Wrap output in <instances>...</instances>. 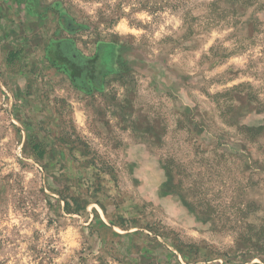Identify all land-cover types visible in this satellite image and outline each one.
Listing matches in <instances>:
<instances>
[{
  "label": "rangeland",
  "instance_id": "obj_1",
  "mask_svg": "<svg viewBox=\"0 0 264 264\" xmlns=\"http://www.w3.org/2000/svg\"><path fill=\"white\" fill-rule=\"evenodd\" d=\"M0 264H264V0H0Z\"/></svg>",
  "mask_w": 264,
  "mask_h": 264
},
{
  "label": "trees",
  "instance_id": "obj_2",
  "mask_svg": "<svg viewBox=\"0 0 264 264\" xmlns=\"http://www.w3.org/2000/svg\"><path fill=\"white\" fill-rule=\"evenodd\" d=\"M34 153L36 157L41 158V159L44 157V154H45L41 145H37L36 147H34ZM68 206L69 205L67 204V207Z\"/></svg>",
  "mask_w": 264,
  "mask_h": 264
},
{
  "label": "crops",
  "instance_id": "obj_3",
  "mask_svg": "<svg viewBox=\"0 0 264 264\" xmlns=\"http://www.w3.org/2000/svg\"><path fill=\"white\" fill-rule=\"evenodd\" d=\"M64 44L66 45V47H70L71 49L75 50L76 52H79V50L77 49V47H75V45L72 41H66Z\"/></svg>",
  "mask_w": 264,
  "mask_h": 264
}]
</instances>
